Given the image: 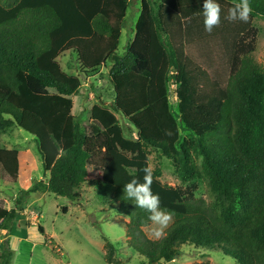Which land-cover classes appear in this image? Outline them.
<instances>
[{
	"label": "trees",
	"instance_id": "trees-1",
	"mask_svg": "<svg viewBox=\"0 0 264 264\" xmlns=\"http://www.w3.org/2000/svg\"><path fill=\"white\" fill-rule=\"evenodd\" d=\"M217 2L221 23L209 33L204 0H140L133 39L117 56L130 0H0V134L16 126L32 136L46 179L20 195L48 192L73 201L84 184H108L128 218L127 243L148 264L172 262L188 244L218 249L234 264H264V67L252 57L258 34L252 21L264 19V0H249L247 23L225 19L239 0ZM205 40L220 43L225 79L212 63L204 67L192 56L190 49ZM65 53L74 56L77 74L60 66ZM107 60L114 100L93 104L85 128L71 114L72 97ZM118 115L133 126L131 138ZM178 119L190 137L180 136ZM147 150L177 161L184 180L193 176L190 155L196 153L212 197L207 203L195 197L194 185H166L153 170L152 191L174 217L155 241L141 230L151 222L149 213L124 192L132 178L143 180ZM18 157L0 141L1 181L17 180ZM14 203L0 207V231L12 230L24 209L19 197ZM103 248L104 261L119 264L107 239ZM12 258L3 243L0 264Z\"/></svg>",
	"mask_w": 264,
	"mask_h": 264
},
{
	"label": "rangeland",
	"instance_id": "rangeland-1",
	"mask_svg": "<svg viewBox=\"0 0 264 264\" xmlns=\"http://www.w3.org/2000/svg\"><path fill=\"white\" fill-rule=\"evenodd\" d=\"M139 1L130 0L116 49L117 56L124 54L133 39L135 22L140 9ZM252 23L258 30L256 49L252 57L257 64L264 67V19L254 18ZM190 51L197 61L204 63V67L210 66L212 63L217 75L225 79L227 73L226 56L221 51L218 41H202ZM58 60L64 71L70 74L78 73L74 56L65 53ZM110 64L111 62L107 60L106 66L90 73L87 80L82 81L77 94L72 97L71 114L76 116L85 128L91 122L89 109L93 104L109 105L114 100L113 89L108 81ZM173 90L174 87L169 86L168 99L173 114L178 117L177 101L173 95ZM118 117L124 136L131 138L134 134L133 126L125 118L120 115ZM179 132L181 137L188 138L191 135L183 128L180 121ZM0 141L3 147L15 149L19 153L18 179L10 183L0 180V207L5 209L14 207L15 199L18 197L20 205L24 204L26 207V211L22 210L16 218L17 223L22 222L21 225L15 224L9 233V237L16 238V242L10 246L13 251L11 264H108L103 258L104 239L112 244L115 251L114 259L119 264H148L127 243L129 237L126 236L125 221H128V218L119 213L118 203L112 201L114 188L104 183L84 184L80 190L79 198L73 201L53 193L42 195L37 192L20 195L22 191L29 189L37 181L46 180L34 138L14 126L0 134ZM147 152L149 165L153 170L158 169L160 171L159 180L162 183L181 187L194 185L196 186L194 192L196 198L204 199L207 203L212 201L209 180L201 169L200 156L191 152L190 164L193 168V176L184 180L180 174L179 169L181 167L178 166L177 161L174 162L153 150H147ZM27 174L29 176L28 181ZM26 182L27 185H25ZM26 217H33V225H40L43 233L40 234L38 227L35 226L27 229L24 224ZM173 220L174 217L172 216L169 226ZM152 227V222H150L141 230L147 239L159 240L160 238L157 239L150 235ZM1 237L0 235V239ZM5 242L7 240L0 243V251ZM203 261H209L210 264H234L232 258L224 255L218 249L195 247L191 244L183 245L180 255L174 258L172 262L161 261L159 264H196Z\"/></svg>",
	"mask_w": 264,
	"mask_h": 264
},
{
	"label": "clouds",
	"instance_id": "clouds-1",
	"mask_svg": "<svg viewBox=\"0 0 264 264\" xmlns=\"http://www.w3.org/2000/svg\"><path fill=\"white\" fill-rule=\"evenodd\" d=\"M251 12L249 0H239L228 9L225 19L230 22L239 20L247 23ZM202 15L205 31L211 33L221 23V6L217 0H204ZM172 134L171 130L165 131L167 136ZM141 171L144 173L143 180L132 178L124 185V192L137 207L149 213V219L153 225L150 235L159 239L163 237L165 229L172 221V216L167 210L161 208L159 194L152 191L153 168L151 165H146Z\"/></svg>",
	"mask_w": 264,
	"mask_h": 264
},
{
	"label": "crops",
	"instance_id": "crops-1",
	"mask_svg": "<svg viewBox=\"0 0 264 264\" xmlns=\"http://www.w3.org/2000/svg\"><path fill=\"white\" fill-rule=\"evenodd\" d=\"M133 35H134V33H133ZM18 179V178H17ZM29 180V176H28V174H27V181ZM28 183L26 182L25 183V185H27ZM42 195L43 194H48V192H45V193H41ZM11 208H13V207H11ZM10 208V209H11ZM7 210H9V209H7ZM23 211H26V207H24V209H23ZM21 216V215H20ZM25 216V215H24ZM32 219H33V217L32 218H24V221H25V226H26V228L28 229V228H30L31 226H35V227H38V225H33L34 224V222L32 221ZM31 220V221H30ZM128 221H125V223H127ZM21 221L20 222H16L15 224H18V226H20L21 225ZM11 232V230L9 231V232H7L6 230H2V231H0V235L2 236L1 237V239H0V243H2V241L3 240H7V243H8V246H9V248H10V246H11V244L12 243H14V242H16V238L15 237H9V233Z\"/></svg>",
	"mask_w": 264,
	"mask_h": 264
},
{
	"label": "water",
	"instance_id": "water-1",
	"mask_svg": "<svg viewBox=\"0 0 264 264\" xmlns=\"http://www.w3.org/2000/svg\"><path fill=\"white\" fill-rule=\"evenodd\" d=\"M178 256L177 255H175V257L174 258H177Z\"/></svg>",
	"mask_w": 264,
	"mask_h": 264
},
{
	"label": "built area",
	"instance_id": "built-area-1",
	"mask_svg": "<svg viewBox=\"0 0 264 264\" xmlns=\"http://www.w3.org/2000/svg\"><path fill=\"white\" fill-rule=\"evenodd\" d=\"M25 214H27V213L25 212Z\"/></svg>",
	"mask_w": 264,
	"mask_h": 264
}]
</instances>
